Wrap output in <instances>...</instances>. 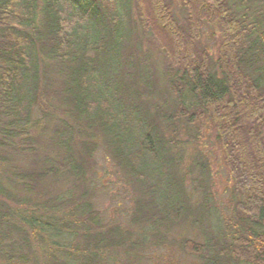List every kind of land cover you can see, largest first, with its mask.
Masks as SVG:
<instances>
[{
	"label": "trees",
	"instance_id": "1",
	"mask_svg": "<svg viewBox=\"0 0 264 264\" xmlns=\"http://www.w3.org/2000/svg\"><path fill=\"white\" fill-rule=\"evenodd\" d=\"M175 2L185 12L182 23L174 19L167 0H0V117L8 119L0 127V145L25 136L32 106L42 103V53L64 69L62 101L84 118L86 127L106 136L108 152L149 197V217L154 220L157 213L172 223L185 218L197 224L181 180L171 175L177 163L168 153V141L147 109L133 104L138 94L130 88L131 79L124 78L123 51L138 47L129 42L139 27L168 61L166 90L173 100L168 122H210L238 195L233 216L224 223V240L184 239L183 251L204 264H264V21L248 23L228 0ZM204 26L218 36L220 77L211 73L210 55L201 42ZM186 90L195 100L191 108L184 104ZM68 131L73 139L80 136L71 127ZM66 171L83 176L79 165ZM51 174L49 170L38 178ZM5 194L0 183L1 229L26 239L28 231L34 238L80 232L85 254L79 264H96L97 251L109 252L121 239L106 241L98 214L84 195L67 204L42 203L39 215V208L35 213L23 204H18L23 209L10 208L2 199ZM64 205L68 210H62ZM134 220L141 221L138 216ZM90 244L95 251L88 254Z\"/></svg>",
	"mask_w": 264,
	"mask_h": 264
},
{
	"label": "rangeland",
	"instance_id": "2",
	"mask_svg": "<svg viewBox=\"0 0 264 264\" xmlns=\"http://www.w3.org/2000/svg\"><path fill=\"white\" fill-rule=\"evenodd\" d=\"M167 2L174 19L182 23L183 8L175 0ZM228 2L248 23L264 21V0ZM37 17L40 24V4ZM133 18L136 21V16ZM262 30L264 33V26ZM201 42L210 55L211 73L220 77L215 61L218 36L204 26ZM132 44L138 47H126L123 51L124 78L131 79L130 88L138 94L132 102L147 109L168 141V153L177 163L171 175L181 180L186 204L194 211L198 223L192 224L185 218L172 223L157 213L154 220L149 217L150 209L146 208L149 197L108 152L106 136L97 128L86 127L84 118L62 101L64 69L42 53L39 56L42 103L32 106L27 134L14 136L0 145V183L6 188L2 199L12 209L28 206L42 214V203L60 205L79 200L83 195L87 197L98 214L99 232L106 241L123 239L117 242V247L110 246L114 248L109 252L99 249L96 264H204L186 254L181 242L184 239L203 242L207 237L222 242L224 223L233 216L238 195L233 191L223 152L210 122L202 120L194 125L186 119L168 122L173 100L166 90L168 61L164 52L150 43L139 27L130 38L129 45ZM133 48L139 52L137 58L131 54ZM183 97L184 104L191 108L195 100L188 90ZM7 121L1 116L0 127ZM70 127L75 135L80 134L78 138H71ZM72 165H79L83 176L76 178L68 173L66 169ZM49 170L53 174L38 178ZM69 207L64 205L62 210ZM136 216L140 222L134 220ZM15 222L12 223L17 225ZM8 231L0 228L3 235ZM64 231L60 236L42 233L40 238H34L28 231V239L22 233L9 231V236L0 237V264H79L85 254L81 233ZM93 251L90 244L88 254Z\"/></svg>",
	"mask_w": 264,
	"mask_h": 264
}]
</instances>
